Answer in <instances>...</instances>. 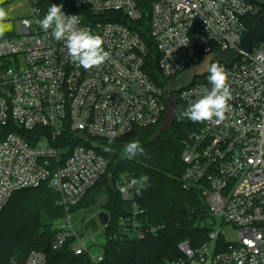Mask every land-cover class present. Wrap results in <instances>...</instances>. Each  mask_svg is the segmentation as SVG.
<instances>
[{
  "label": "built area",
  "instance_id": "built-area-1",
  "mask_svg": "<svg viewBox=\"0 0 264 264\" xmlns=\"http://www.w3.org/2000/svg\"><path fill=\"white\" fill-rule=\"evenodd\" d=\"M23 1L27 15L8 33L12 37L0 39V211L16 191L46 184L65 211L50 248L59 250L75 237L73 253H87L93 264L100 263L102 246L98 254L91 252L74 231L69 210L106 173L107 163L84 144H67V132L87 142L155 127L166 112L167 83L200 64L204 55L236 52L240 56L230 66L218 63L228 73L230 111L223 121L204 122L189 134L181 156L182 189L200 192L208 219L219 216L223 225L212 229L200 247L180 242L181 257L165 264H264V42L249 52L240 46L248 22L264 14V0ZM209 2L214 8L207 7ZM51 4L74 16L75 29L102 38L109 56L100 66L80 67L65 41L36 22ZM143 15L149 17L158 55L156 80L149 74L145 42L124 24ZM208 75L170 97L189 105L211 89ZM142 188V181L129 175L116 181L115 190L132 212L119 218L111 238L158 234L160 226L138 219ZM108 224L109 218L104 232ZM227 226L235 231L233 241L225 240ZM24 264H46L45 255L32 251Z\"/></svg>",
  "mask_w": 264,
  "mask_h": 264
},
{
  "label": "trees",
  "instance_id": "trees-1",
  "mask_svg": "<svg viewBox=\"0 0 264 264\" xmlns=\"http://www.w3.org/2000/svg\"><path fill=\"white\" fill-rule=\"evenodd\" d=\"M258 17L250 20L248 27L254 26ZM124 24L145 42L149 74L156 80L158 55L150 36L148 15H143L136 23ZM10 37L12 34L6 33L0 39ZM176 104L173 123L158 139L154 137L163 120L155 127L134 129L113 140L89 139L84 142L80 136L67 132V144H84L94 149L107 163L106 173L69 210L73 214L76 210L88 209L96 205L101 196L106 197L102 211L109 216V224L105 229L102 261L98 264H165L181 257L177 248L180 242L188 241L191 247L197 248L208 240L212 228L207 225L208 206L205 198L196 190H183L180 184L184 171L181 161L183 142L204 122L193 123L187 118H179V113L189 105L179 101ZM134 141H139L144 149L143 154L128 159L124 152L120 157L119 152ZM107 144L114 152L102 151L100 147ZM124 174L142 181L143 188L136 200L138 209L142 211L138 219L145 225L160 226L156 236L141 240L111 238L119 218L132 212L131 205L123 201L115 190L116 181ZM109 175L113 177L112 187L108 183ZM57 200L58 195L46 184L16 191L11 196L0 211V264H11L13 258L15 264H24L32 251L42 252L46 264H93L87 253H73L71 245L75 237H70L59 250L50 248L56 231L53 225L65 217L63 208L56 204ZM89 227L96 228L95 221L85 224V228Z\"/></svg>",
  "mask_w": 264,
  "mask_h": 264
},
{
  "label": "clouds",
  "instance_id": "clouds-1",
  "mask_svg": "<svg viewBox=\"0 0 264 264\" xmlns=\"http://www.w3.org/2000/svg\"><path fill=\"white\" fill-rule=\"evenodd\" d=\"M63 5L51 4L42 19L36 22L47 32L52 30V35L57 41L64 40L69 56L73 61L85 70L100 66L109 56L104 50L103 40L90 30L75 29L74 16H66L62 11ZM209 9L214 8L213 3H208ZM38 13L39 9H34ZM7 17V12L0 8V22ZM2 24H0V37L4 36ZM207 80L211 89H204L201 98L191 102L189 106L179 113V118H187L193 123L215 122L219 123L225 119V115L230 111L229 101L232 100V93L227 83L228 73L216 62H211L208 66ZM144 149L139 141L129 143L125 147V156L132 159L137 154H143ZM11 264H15L13 258Z\"/></svg>",
  "mask_w": 264,
  "mask_h": 264
},
{
  "label": "water",
  "instance_id": "water-1",
  "mask_svg": "<svg viewBox=\"0 0 264 264\" xmlns=\"http://www.w3.org/2000/svg\"><path fill=\"white\" fill-rule=\"evenodd\" d=\"M264 7V5H263ZM258 42H264V14L258 17L257 22L254 26L249 27L241 39V49L244 52H249L253 44ZM238 53H225L216 51L208 55H204L200 64L193 66L176 79L166 84L168 97L165 98L166 112L162 123L157 129L155 139H157L166 129L173 123L176 114V101L170 97L173 92H177L183 88L188 87L196 77H202L208 72V66L211 62L223 63L230 66L232 62L239 58ZM109 186L112 187L113 177L108 176ZM98 221L100 225H105L108 221V215L106 213H100L98 215Z\"/></svg>",
  "mask_w": 264,
  "mask_h": 264
},
{
  "label": "rangeland",
  "instance_id": "rangeland-1",
  "mask_svg": "<svg viewBox=\"0 0 264 264\" xmlns=\"http://www.w3.org/2000/svg\"><path fill=\"white\" fill-rule=\"evenodd\" d=\"M20 1L21 0H0V8H3L7 12L6 19L3 22H0V24H2L3 26V30L5 34L9 33L12 30L16 31V27H17V23L19 19L18 17L20 15V12H19L20 9L10 11L9 8L12 5L17 4ZM100 148L104 152L105 151H108L109 153L114 152L113 149H111V146L108 144L101 146ZM124 152L125 150L123 149L121 152H119V156L123 157ZM105 201H106V197L101 196L98 199L96 205H94L93 207H90L85 210L79 209V210H76L73 214H71V222L74 227V231L77 233V236L83 237V240L90 247V250L93 254L99 253L100 248L101 246H103L104 241H105V234H104L105 232L103 231L102 225H100L97 219L98 215L100 213H103L102 206L104 205ZM90 221H95L96 228H92V227L85 228V224L89 223ZM59 222L60 221L58 222L56 221L53 227L57 226ZM207 225L215 230L217 227L222 226L223 222H222L221 217L213 216L211 219L207 220ZM225 232H226L225 234L226 241H233L235 239V231L231 226L225 227ZM90 236L94 238V242L91 241ZM74 243L75 241L72 243L71 249H72V246L75 245ZM212 250L213 248L211 247L209 251L211 252Z\"/></svg>",
  "mask_w": 264,
  "mask_h": 264
},
{
  "label": "crops",
  "instance_id": "crops-1",
  "mask_svg": "<svg viewBox=\"0 0 264 264\" xmlns=\"http://www.w3.org/2000/svg\"><path fill=\"white\" fill-rule=\"evenodd\" d=\"M17 9H20V10H19L20 15H19L18 18H21V17H24V16L27 15V7H26V5H25V3H24L23 0H21L20 2H18V3L15 4V5H12V6L9 8L10 11H14V10H17ZM16 29H17V27H16ZM12 31H14V30H12ZM14 32H15V31H14Z\"/></svg>",
  "mask_w": 264,
  "mask_h": 264
}]
</instances>
